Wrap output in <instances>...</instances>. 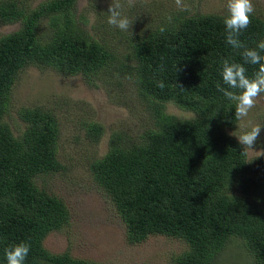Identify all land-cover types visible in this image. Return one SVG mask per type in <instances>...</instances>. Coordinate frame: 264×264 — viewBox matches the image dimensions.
I'll use <instances>...</instances> for the list:
<instances>
[{"label":"trees","instance_id":"trees-1","mask_svg":"<svg viewBox=\"0 0 264 264\" xmlns=\"http://www.w3.org/2000/svg\"><path fill=\"white\" fill-rule=\"evenodd\" d=\"M75 1L42 0L24 7L18 0H0V22L19 24L0 35V264H7L5 249L20 242L30 245L24 264H96L42 245L49 231L68 221L63 201L34 179L63 168L56 156L58 125L40 105L16 111V133L4 120L11 85L28 61L80 74L87 84L97 75L110 80L131 73L138 96L149 104L154 127L142 131L140 141L127 143L112 131L106 151L88 163L92 180L124 223L129 243L149 233L175 236L186 246L168 264H217L218 252L235 238L250 255L247 264H264V191L259 188L264 175L258 168L264 159L247 158L227 132L236 119L234 103L217 89L219 84L239 91L223 82V59L244 63L243 49L226 43L227 11L164 7L140 34L117 28L133 59L127 65L79 25L77 19L84 23L85 18L74 16ZM250 20L238 39L255 48L264 40V18L254 12ZM244 66L249 78L258 70ZM157 80L164 89L156 87ZM164 102L194 116L164 112ZM84 128L91 140L102 130L96 121L85 122Z\"/></svg>","mask_w":264,"mask_h":264},{"label":"rangeland","instance_id":"rangeland-1","mask_svg":"<svg viewBox=\"0 0 264 264\" xmlns=\"http://www.w3.org/2000/svg\"><path fill=\"white\" fill-rule=\"evenodd\" d=\"M24 7H34L42 0H18ZM113 0H76L73 13L85 18L79 25L93 38L99 37L115 54L120 63L133 64L128 44L107 23L108 8ZM122 13L133 21L131 32L141 33L146 24L160 17L163 8H179L192 13L226 10V0H119ZM255 13L264 18V0H251ZM148 19V21H147ZM46 25V19L43 20ZM18 21L0 22V35L18 28ZM40 105L49 110L58 125V161L63 166L43 176H35L37 185L60 198L66 206L68 221L59 230L49 231L42 245L51 253L68 251L76 258L96 264H168L170 258L185 249L178 237L162 233H149L138 242L129 243L125 237L124 223L117 215L109 197L92 180L88 168L91 159L101 156L107 149L108 137L118 131L127 143L140 141V134L153 128L149 104L136 91L131 73L115 74L110 80L95 76L87 84L80 74H61L51 68L28 61L18 70L11 85L8 116L4 120L16 133L20 125L16 111L20 107ZM235 108V104H233ZM163 110L178 118H191L194 113L179 109L170 102ZM96 121L102 126L96 140L85 133L84 123ZM264 125V93L257 97L256 105L247 117L237 120L227 132L237 141L239 135L253 125ZM243 146V145H242ZM244 148V146H243ZM247 158H258L264 153V126L252 150L244 148ZM264 159V155H260ZM264 175V163L258 167ZM264 191V183L259 186ZM264 201V198H261ZM250 255L233 238L218 252L217 264H247Z\"/></svg>","mask_w":264,"mask_h":264},{"label":"clouds","instance_id":"clouds-1","mask_svg":"<svg viewBox=\"0 0 264 264\" xmlns=\"http://www.w3.org/2000/svg\"><path fill=\"white\" fill-rule=\"evenodd\" d=\"M127 3L131 6L133 0H127ZM175 3L178 7H185L182 4V0H175ZM225 6L227 14L223 23L226 28V43L233 49H243L241 56L244 63L230 62L229 59H223L221 61L223 82L230 89L239 91L226 90L220 87L219 84H217V89L230 102L235 104V118L240 120L248 116L249 111L256 105L257 97L264 93V40L259 41L255 48H247L238 39L241 32L251 23L250 16L255 11L251 0H226ZM122 8L123 5L119 0H113L107 11V23L121 31H128L131 29L133 21L123 15ZM164 31V28L160 29L161 33ZM244 64L258 66V70L254 72L251 78L246 75L247 70ZM156 87L162 90L165 84L163 81L157 80ZM262 126L264 125L255 124L249 130L243 132L237 137L239 143L244 148L252 150L260 135ZM260 155H264V153L260 152ZM29 251L30 245L24 242L6 248L5 257L7 264H24Z\"/></svg>","mask_w":264,"mask_h":264}]
</instances>
